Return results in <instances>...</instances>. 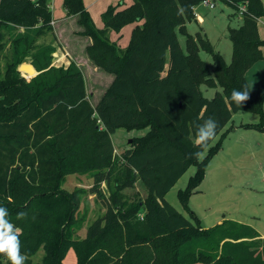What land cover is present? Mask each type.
<instances>
[{
  "label": "trees",
  "instance_id": "16d2710c",
  "mask_svg": "<svg viewBox=\"0 0 264 264\" xmlns=\"http://www.w3.org/2000/svg\"><path fill=\"white\" fill-rule=\"evenodd\" d=\"M51 0H0V206L17 228L26 264H64L73 249L78 264H264V239L248 224L225 220L204 229L166 200L188 169L197 171L179 192L186 206L203 181L210 160L221 149V134L239 111H255L260 123L244 127L264 131V79L251 90L246 74L264 60L259 20L264 0H224L235 14L246 5L238 28H229L233 59L227 64L206 36L187 31L204 0H133L110 6L99 28L84 0H64L67 17L78 16L89 38L86 54L93 66L113 75L94 106L80 67H56L53 44H38L54 34ZM134 26L129 44L112 41ZM186 38L187 52L178 35ZM11 38L7 42L6 38ZM8 43L11 53L4 55ZM213 57L215 69L200 57ZM38 75L26 81L19 71L26 59ZM1 65V64H0ZM23 72L34 75L32 68ZM202 86L221 88L208 99ZM233 89L249 91L240 108L230 102ZM214 117L219 127L201 159L194 123ZM147 130L121 157L111 136L118 129ZM223 132V133H222ZM91 173L89 193L105 213L76 237L75 216L82 191H67L68 174ZM142 182L148 194L136 189ZM105 185L106 189L103 188ZM132 190L130 193L129 191ZM24 212L23 219L17 213ZM40 250V263L33 258ZM10 264L0 255V264Z\"/></svg>",
  "mask_w": 264,
  "mask_h": 264
},
{
  "label": "rangeland",
  "instance_id": "374dc122",
  "mask_svg": "<svg viewBox=\"0 0 264 264\" xmlns=\"http://www.w3.org/2000/svg\"><path fill=\"white\" fill-rule=\"evenodd\" d=\"M214 8L206 7L203 3L194 7L196 18L188 22L186 27L191 35L200 33L210 41L216 52L220 53L225 62L230 64L233 59V44L229 38V28H238L243 19L240 14H235L233 7L224 0H213ZM58 15V11L55 13ZM202 21H200V18ZM54 31V30H53ZM124 34L117 38L111 34L112 41H116L122 48L129 44L128 37ZM179 42L184 52H187L186 38L179 34ZM11 38L7 37L9 42ZM67 40L60 38L56 29L54 34L47 33L38 40V44H54L61 50L65 48ZM82 41V40H81ZM264 49V48H263ZM63 52H65L63 50ZM11 53L8 43L4 55ZM200 57L204 60L210 70L214 71L213 57L206 51H200ZM71 62L76 63L82 70L85 79L87 92L91 103L96 106L105 90L113 80V75L93 66L91 61L84 62L71 54ZM6 60H1L0 66L3 68ZM28 58L23 64H30ZM22 64V65H23ZM247 72L246 80L251 90L258 87L259 78H264V60ZM63 67V66H61ZM21 76L30 81L32 77L21 72ZM263 80V79H262ZM221 88L213 89L202 86V92L208 99L215 97ZM264 115V104H263ZM262 120L259 113L255 111H239L233 115L232 120L226 127L223 136L221 134L212 142L210 147H214L220 140L221 149L210 160L203 181L195 189L189 198L186 206L180 199L179 192L185 190L189 180L195 175L197 167L192 165L176 185L166 194L165 200L186 218H192V214L200 221L203 228H209L216 224L219 218H232L238 211L254 212L259 216H264V131L246 128V124H258ZM147 130H127L118 129L112 136L115 154L121 157L123 152L130 146V141L134 138L145 136ZM222 132V133H223ZM208 150L202 155L203 159ZM91 173L88 174H68L63 182V188L67 191H82L81 204L75 216V227L78 228L76 237H85L88 226L98 217L105 213V207L97 201L93 194L89 193L93 182ZM103 188L106 189L105 185ZM136 189L145 198L148 191L142 182H138ZM130 193L132 190L129 191ZM244 218V214L239 215ZM258 224L264 228V217ZM19 231V230H17ZM44 257V250H40L33 258L34 263H40ZM4 264V263H3ZM64 264H78L75 251L69 250Z\"/></svg>",
  "mask_w": 264,
  "mask_h": 264
},
{
  "label": "crops",
  "instance_id": "0c3cea01",
  "mask_svg": "<svg viewBox=\"0 0 264 264\" xmlns=\"http://www.w3.org/2000/svg\"><path fill=\"white\" fill-rule=\"evenodd\" d=\"M120 1L121 0H84V3H85L87 11L90 13V15L94 21V23L99 28H102L103 27V22H102L103 13L110 6L118 5V3ZM132 2H133V0H124L123 5L119 8L123 9V8L131 5ZM263 3H264V1H263ZM50 5H51L52 14H53L54 31L56 29V33L58 32L60 34V38L67 40L66 44H65V48L63 49L65 52H63V50H61V48H59V46L53 44L56 47L53 65L56 67H61V66L68 67L71 64V59H70L71 54L76 56L78 59H82L84 62L90 61L87 54H86V48L90 44V40H89V38L84 37L80 34L83 31V27L78 24V19H79L78 16L67 17L66 10L64 8V0H51ZM57 11H58V15L55 14ZM199 18H200V21H202V18L201 17H199ZM258 24H259L260 37L262 40H264V18L260 19ZM133 27L134 26H128V27L124 28L121 31V33H119V34L113 33V34L117 35V38L121 37V35H123V34H124V38H125L126 37L125 35H127V37H128L127 39L129 41ZM263 53H264V49H263ZM256 65L254 66L255 68L258 67ZM33 72L35 75V70H33ZM25 74H27V73H25ZM27 75L31 76L30 74H27ZM262 79H264V78H259V81H261ZM226 127H225V129H226ZM115 151H116V149H115ZM240 214H244L245 217L240 218L239 217ZM234 216L235 217H232L230 219L219 218L218 221L216 222V224L209 227V228H212L218 224H221L225 220H233V221H236L239 223L248 224V225L252 226L253 228H255L259 232V234L261 235V238L264 239V228H262L258 224V222L261 223V221H262L261 219H262V217H264L263 215L259 216L257 214H254L253 211L252 212L238 211V212H236V214ZM209 228H204V229H209Z\"/></svg>",
  "mask_w": 264,
  "mask_h": 264
},
{
  "label": "clouds",
  "instance_id": "9594fccd",
  "mask_svg": "<svg viewBox=\"0 0 264 264\" xmlns=\"http://www.w3.org/2000/svg\"><path fill=\"white\" fill-rule=\"evenodd\" d=\"M250 99L249 91L233 89L230 94V102L238 108L242 107ZM195 127V147L200 151L191 153L194 158H199L203 154V149L207 148L209 141L216 136L219 127L218 121L209 116L203 123H194ZM9 212L6 207L0 206V255L7 258L10 264H26L27 257L21 251V241L17 234V228L8 219ZM26 213H17V219H23Z\"/></svg>",
  "mask_w": 264,
  "mask_h": 264
},
{
  "label": "built area",
  "instance_id": "2783aa9c",
  "mask_svg": "<svg viewBox=\"0 0 264 264\" xmlns=\"http://www.w3.org/2000/svg\"><path fill=\"white\" fill-rule=\"evenodd\" d=\"M206 7H210V8H214L215 7V3L213 2V0H204L202 2ZM246 11V5H242L240 7V14H242L243 12Z\"/></svg>",
  "mask_w": 264,
  "mask_h": 264
},
{
  "label": "water",
  "instance_id": "95a60500",
  "mask_svg": "<svg viewBox=\"0 0 264 264\" xmlns=\"http://www.w3.org/2000/svg\"><path fill=\"white\" fill-rule=\"evenodd\" d=\"M25 68H32L33 70H35V75L33 77L38 75V72L36 71V69L33 67L32 64H23V65H21L20 68H19V71L22 72ZM131 142H132V140L130 141V143Z\"/></svg>",
  "mask_w": 264,
  "mask_h": 264
}]
</instances>
